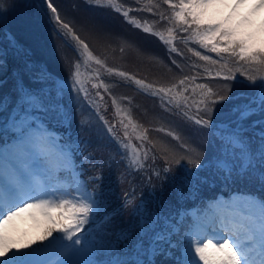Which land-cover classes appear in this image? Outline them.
<instances>
[{"label": "snow or ice", "instance_id": "obj_1", "mask_svg": "<svg viewBox=\"0 0 264 264\" xmlns=\"http://www.w3.org/2000/svg\"><path fill=\"white\" fill-rule=\"evenodd\" d=\"M86 2L97 6L106 3L129 23L141 27L135 19H129L130 10H124L117 0ZM240 2L242 0H238ZM162 3L172 11L168 17L160 13V19L175 24L167 29V39L162 33L153 32L151 27H144L143 31L172 45L169 51L180 55L173 43L174 33L177 29L181 32L191 29L190 35L182 38L185 43L191 40L218 56L227 53L237 57V63L243 62L245 70L233 71L225 63L221 67L227 71L217 72L216 77L236 81V72H239L244 77L239 83L249 92L230 97L232 85H224L221 91L203 83L192 87L195 76L184 77L167 87L146 84L125 71L107 67L70 23L61 18L52 0H48L47 8L59 33L76 43L78 59L73 64L70 79L71 90L77 97L83 93V99H88L81 66L94 60L109 75L132 80L142 89L151 90V95L160 98L164 111L179 117L181 122H191L200 131L208 129L211 155L206 159L201 145L181 141L175 131L160 128L158 131L180 142L182 152L170 155L173 150L160 148L164 166L159 170L152 168L156 154L150 157L149 153L156 146L148 148L143 143L148 141V130L138 133V125L113 99L116 116L120 117L118 123L123 129L122 137L117 133L116 123H109L98 109L96 115L118 145L120 162L131 177L130 190L124 193L120 208L113 209L109 193L102 184L104 169L112 168L115 158L109 156L92 163L94 155L81 151L84 141H74L70 132L55 130L71 127V111L64 103L65 97L70 95L68 84L45 68L26 62L24 71L38 87L25 85L17 72L14 73L15 100L11 96L0 98V113H7L0 118V264H157V256L172 264H264V200L217 198L203 209L165 212L163 202L153 211L148 207L149 201L143 198V192L139 197L136 195L137 178L141 183L152 185L154 176L161 181L162 188L168 179H175L176 166L183 167L184 172L178 189L181 195L184 189L191 195L201 185L217 179L224 183L248 180L264 186V47L253 48L247 40L235 39L233 31L222 29L219 24H205L204 9L213 0H162ZM148 4L150 12L158 7L153 0H148ZM260 6L264 7V0ZM4 8L5 0H0V23L6 17ZM9 39L17 54L23 52L11 35ZM189 50L203 61L218 63L208 55ZM6 56L7 52L0 49V68ZM96 78L99 79L98 73ZM91 86L108 90L102 80ZM226 101H233L231 108L218 114L217 106H223ZM253 116L259 118L252 120ZM132 134H136L135 139L141 143H133ZM76 155L83 157L79 165L74 159ZM84 161L89 162L88 170L93 172L86 179ZM150 168L151 174L144 178L142 173ZM154 192L155 185H152L149 196ZM125 210H130L132 220L126 227L112 226L113 217L122 215ZM23 213H29L42 225L41 234L27 241H21L12 231L14 219ZM189 216L193 217L191 225L187 223ZM202 216L210 217L211 231L208 223L200 219Z\"/></svg>", "mask_w": 264, "mask_h": 264}, {"label": "trees", "instance_id": "obj_2", "mask_svg": "<svg viewBox=\"0 0 264 264\" xmlns=\"http://www.w3.org/2000/svg\"><path fill=\"white\" fill-rule=\"evenodd\" d=\"M47 2L48 0H5V8L3 11L6 13L10 12L12 7H16V9L22 7L33 12L34 16H32V19L35 22L40 21L37 33L41 32V35L37 40H42V43L40 44L38 41L32 42L28 39L31 37H26V35L19 31L20 28H16L14 23V28H9L6 17L0 23V49L7 52V56L4 57V66L0 68V98L11 96L13 101L15 100L16 93L14 92V88L16 85V76L14 73L17 72L22 76L25 85L38 87V85L32 84L29 75L24 71L26 62L45 68L61 81L68 83L71 80L70 76L73 71V64L78 59L76 43L71 37L62 36L59 33L57 26L52 20L51 11L47 8ZM52 2L58 8L61 18L70 23L76 34L89 44V48L95 56L105 61L107 67L125 71L136 79L144 80L146 84L154 85V87H167L177 83V79L180 77L183 79L184 77L191 78L193 76L196 77V80L191 85L192 87L195 84L203 83L215 91H221L225 85L219 83L220 78L209 76L205 72V69L211 67L216 68L217 71L220 69L227 71V69L221 67L226 62L216 60V58L219 59L216 53H210L208 55L212 60L218 61L216 64L203 61L195 56L193 51L189 49L199 51L202 55H204V51L207 49L201 48L195 42L188 41L185 43L182 38L189 36L187 34L188 32H181L177 29L174 33L176 39L173 43L180 53L178 55L176 52L169 51L172 45L164 43L158 36L152 33L143 31L144 27H151L153 32L162 33L165 39H167V29L169 27H175L174 22L169 23L168 19H160V13L168 17L172 11L168 5L162 3V0H153V3L158 5V7L153 8L151 12L147 10L148 7H151L148 4V0H138V2L137 0H117L119 4L123 5L124 10H130L129 19H135L139 22L141 25L139 28L129 23L122 14L115 12L106 3H104V6H97L94 2L89 3L86 0H52ZM5 26L8 27L9 32L5 30ZM9 35H11L17 47L22 49L23 52L17 54L15 49L11 47L12 41L9 39ZM32 39L34 41V37ZM197 49H201V51ZM46 51H49V58L55 59L58 57L57 66L59 71L51 65L49 62L50 59L46 62ZM227 57L233 61L231 65L227 64L228 69L233 70L232 65L241 63H237V57L230 55ZM229 66L231 67L229 68ZM87 68L91 77L96 73L101 76L99 79H93L92 84L100 83L101 80L104 81L112 87V95L108 90L105 91L104 88H99L97 92L100 95L97 97V103L94 104L89 99H83V93L77 97L74 91L71 90L72 87L68 85L70 95L65 97L64 103L71 111V127L56 128L55 130L60 133L70 132L71 139L74 141L77 139L84 141V144L81 145V151L94 155L95 159L91 161L92 163H97L101 159H107L109 156L115 158L113 167L104 169L102 187L109 193L112 208H120L124 193L130 190L129 181L131 177L128 176L124 164L120 162L118 145L107 133L104 123L98 119L96 115L97 109L99 114L103 115L109 123H116L117 133L121 137L123 135V129L118 123L119 117L116 116L115 106L112 103L113 99L116 100V104L121 109L124 107L127 110L128 113H126L129 116L131 114L134 117L140 128V133H143L144 129L148 130V141H143V143L148 148H152L153 144L156 146L149 153L150 157L153 153L156 154V163L152 165V168L156 170L164 166L163 160L160 159L162 155L159 152L160 148L167 147L173 150L170 152V155H178L182 150L179 147L180 143L178 141H175V143L168 142L171 137L164 138L161 134L164 133L167 136L166 132L158 131L160 128H165L160 123L164 117L158 120L156 113L165 116L166 111L161 106L160 98L151 95V90L142 89L132 80L118 75H109L105 69L100 68V66L97 68L93 63H89ZM243 80L244 77H242L241 81ZM236 81L238 82L237 85L228 81L230 83L228 85H232L231 92L228 93L229 96L236 94V92L239 94L248 92L247 87L239 84L240 80L237 79ZM112 96L113 99L111 98ZM229 104L228 102H224L223 106H217L219 110L218 114L226 112ZM193 111L195 110L193 109ZM166 114L173 116V114L168 112ZM6 115L7 113H0V118L6 117ZM181 123L178 128L167 126L169 128L167 130H176L175 132L181 136V141H188L192 145L198 144L202 146L203 150H209L208 139H202L197 135L201 133L198 130V126L191 127V122L188 124L186 121ZM132 135L133 143H141V141L135 139L136 134ZM193 155L195 154L193 153ZM74 159L76 164L79 165L83 157L76 155ZM185 163L186 161H182V164ZM83 168L85 169V179L88 175L93 174L92 171L88 170V161L83 162ZM152 168L145 170L142 176L144 178L148 177L151 174ZM175 173V179H168L163 183L162 188L161 181L154 176L152 177V185H155L153 196H149L152 185H148L146 182L141 183L140 179L137 178L135 184L137 197L143 192V198L149 201L148 207L153 211L158 210L157 205L159 202H163L165 212L170 210L191 211L192 207L203 209L211 201L217 199L218 194L221 193L228 196L235 191L243 194H255L258 198L264 200V186H261L258 182H249L248 180L224 183L217 179L213 183L201 185L199 190L191 195H189L188 189H184L183 195H181L178 189L181 184V178L184 175L183 167L176 166ZM204 174L206 175V173ZM89 187H92V185L90 184ZM129 211L125 210L122 215H115L112 219V226L117 228L126 227L132 220ZM204 217L202 216L200 219L204 221ZM187 223L189 225L193 223L192 216L187 218ZM16 228L15 223H12L14 235H16ZM41 232L42 225L37 231L23 235L24 237L21 241L33 239L40 235ZM54 235L59 236L62 234L54 233ZM45 243L47 242L45 241ZM156 261L157 264H172V261L166 260L162 256H157Z\"/></svg>", "mask_w": 264, "mask_h": 264}, {"label": "rangeland", "instance_id": "obj_3", "mask_svg": "<svg viewBox=\"0 0 264 264\" xmlns=\"http://www.w3.org/2000/svg\"><path fill=\"white\" fill-rule=\"evenodd\" d=\"M213 1L216 2L217 5L219 6L218 7V14L217 13L216 14H212V15H210V14L206 15V14H204L203 20H204V23L205 24H208V23H211L213 25L219 24V25H221L222 29H227V30L233 31L234 32V38L235 39H244V40H247L248 43H249V45L251 47H253V48L264 47V22H261V20H262V18H264V16L262 15V13H260V15H257V17L259 16V20H258L259 22H255V20L254 21H251L252 18H253V16H252V18H250V15H252V14H249V12H251V11H249L250 9H248V10L244 9L245 10V13H246L245 14V13H242V12L239 11L240 9H242V8H240L242 6H239L237 8L238 10L232 11V10H228L227 9V8H229V3L227 1H223V0H221L222 2L219 1V0H213ZM250 2L252 3L253 1L250 0ZM251 3L249 4V1H247L243 5H246L247 6V4H248V6H249V5H251ZM213 4H215V3H213ZM221 8H223L225 12L228 10V14H226V17L227 16H230L228 19L227 18H224V16H222V15H224L223 14L224 11ZM262 8H264V7H262ZM32 16H34V14H33L32 11H28L26 8H22V7L18 8V9H16V7H12L11 10H10V12L6 13V18L8 19L7 20V23L9 24V28L10 27H13V23H14L15 26H16V28H18V29L20 28L19 31L22 32L24 35H26V37H31V38H28V39H30L32 42L38 41L41 44L42 43V40H37V39L40 38V35H41V32H38L37 33V28H38V25H39L40 21H36L35 22L32 19ZM214 19H215V22L212 23V21ZM260 24H261V27L259 26ZM5 27H6L5 30L9 32L8 27L7 26H5ZM249 31H251V32L249 33ZM190 33H191V29L189 30V32L187 34L190 35ZM32 36L34 37V41L32 39L33 38ZM190 42L194 43L191 40H190ZM43 43L46 46V44H45L44 41H43ZM46 48H47V46H46ZM197 50H200L201 51V49H197ZM46 53H47L46 54V57H45L46 62L48 61V59H50L51 61L49 60V62L51 63V65L56 70L59 71L58 66H57V59H58V57L55 56L56 58L55 59H52L51 57L49 58V51H46ZM210 53H213V52H211L209 50H205L204 51V55H209ZM216 56L219 57V59L216 58V60H223L224 62H226L229 65H231V63H233V61H231L229 59V57H227V56H229V54H227V53H221L220 56H218L216 54ZM221 57H223V58H221ZM236 60H238V58H236ZM89 63H93V65L95 67L99 68V66H97L95 64L94 60L88 61V64ZM242 63L243 62H241L239 64L232 65L233 66V71H235L237 68H240L241 70L246 69V66L244 64H242ZM59 64H61V63H59ZM87 66H85L82 63V66H81L82 78L85 81V85H84L85 86V89H86V91L89 94L88 95V99L92 103L96 104L97 103V97H98L96 95L97 89L96 88H92L91 85H92V80L93 79H97L96 78L97 77V73L94 74V76L91 77V75H90V73L88 71ZM230 67L231 66H229V68ZM207 69H208L207 74L209 76H216V73L217 72H225L222 69H220L219 71H217L216 68H211V67H208ZM236 76H237V79L238 80H240V81L242 80V76H240L239 72H236ZM100 77L101 76H99V78ZM180 79H181V77L178 78L177 80L179 81ZM103 83L105 85H107L104 81H103ZM219 83H222V84H225V85L226 84L227 85L230 84L228 81H222V79H220ZM231 83H233L235 85L238 84L237 81H231ZM67 84L72 87V81L71 80ZM239 84H241V83H239ZM107 87H108L109 93L110 94L113 93L112 87H110L109 85H107ZM249 91L250 90L248 89V92ZM238 94L239 93L236 92V94L230 95V97L237 96ZM111 98L113 99V96ZM106 101H107V98H106ZM226 102L230 103L229 104V108L227 107V111H228V109L231 108V106L233 104V101H226ZM239 102L240 101H235V103H239ZM104 105L106 106V104H104ZM107 106H109V105L107 104ZM122 108H123L122 109L123 113H126L127 110L124 107H122ZM130 117L132 118L133 122L136 123L134 117L131 114H130ZM156 117L158 118V120H159V118L163 119V117H164V119L162 121H160V123L162 124L161 126L162 127H165L164 129H166V130L169 129L167 126H170L172 128L173 127L178 128L182 124L181 121H180V119H179V117H176L175 115H173V116L167 115L166 112H165V116L164 115L162 116L161 114L156 113ZM252 118H251L252 120H255V119H258L259 117L253 116ZM119 120H120V117H119ZM168 120H169V123H168ZM124 122L127 123V119H125ZM250 122L251 121H247L246 123H250ZM189 123L190 122H188V124ZM190 126L191 127H195V125L192 124V123L190 124ZM174 131H176V130H174ZM129 132L131 133V128H129ZM137 132L140 133L139 126H138V129H137ZM208 133H209V130L208 129H205V130L201 131V133H199L197 135H199L198 137H200L202 139H208L209 140L210 137H209V134ZM249 135H250V133H249ZM161 136L164 137V138H169L168 136H165L164 133L161 134ZM168 142L175 143V141L172 140V138H170V141H168ZM186 142H188V141H186ZM208 149L209 150H207V151L205 149V151H206V157L205 158L206 159H207V156L208 155H211V148L209 147ZM201 175H205V174L204 173H201ZM255 196L256 195H250V194H248V195H242V194H239V193H235L230 198H228L227 200H229V199H240V198L252 199V200H255V201L262 200V198L257 199ZM13 223H15V225L17 226V228H16V236L20 240L23 239V237H24L23 235H26V234H30L32 232H35L41 226V224L38 223L37 220H34L30 216L29 213H23V214H21L20 217H17V218L14 219Z\"/></svg>", "mask_w": 264, "mask_h": 264}, {"label": "bare ground", "instance_id": "obj_4", "mask_svg": "<svg viewBox=\"0 0 264 264\" xmlns=\"http://www.w3.org/2000/svg\"><path fill=\"white\" fill-rule=\"evenodd\" d=\"M223 1H227L228 3H229V5H230V8L231 9H233V8H235L234 6H238V1L237 0H223ZM246 0H243V3H242V5L244 4V2H245ZM252 1V0H251ZM246 3V2H245ZM251 3V2H250ZM249 3V4H250ZM241 6V5H240ZM244 7V8H243ZM243 7H240V8H242L243 10H240V12H242V13H245V10L244 9H246V10H248V9H250L251 10V12H249V13H252L253 11H252V9H251V5H249L248 6V4H247V6L246 5H243ZM262 8V7H261ZM212 12L214 13V14H218V10H217V8L216 7H212ZM259 12L260 11H257V12H255L254 14H252V15H250V18H252V16H255V15H259ZM253 19V18H252ZM251 20V19H250ZM255 22H257L256 20H255ZM260 27H261V24L259 25ZM251 31H249V33H250Z\"/></svg>", "mask_w": 264, "mask_h": 264}]
</instances>
